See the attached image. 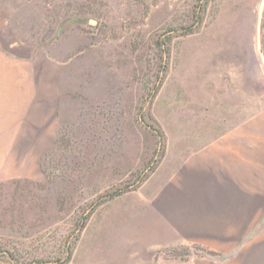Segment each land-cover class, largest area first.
Listing matches in <instances>:
<instances>
[{"label": "rangeland", "instance_id": "rangeland-1", "mask_svg": "<svg viewBox=\"0 0 264 264\" xmlns=\"http://www.w3.org/2000/svg\"><path fill=\"white\" fill-rule=\"evenodd\" d=\"M33 1L31 25L8 34L70 47L51 88L38 67L21 98L0 97V264L200 255L151 250L148 213L173 168L163 158L204 135L213 99L239 86L263 107L264 0Z\"/></svg>", "mask_w": 264, "mask_h": 264}, {"label": "crops", "instance_id": "crops-1", "mask_svg": "<svg viewBox=\"0 0 264 264\" xmlns=\"http://www.w3.org/2000/svg\"><path fill=\"white\" fill-rule=\"evenodd\" d=\"M32 4L0 0L2 98L3 92L21 98L38 82V67L48 74L50 88L53 75L63 73L53 60L68 55L67 41L55 49L51 44L39 48L8 34L18 21L31 25ZM238 87L205 107L204 135L190 134L187 150L163 158L162 165L168 161L173 168L157 190L156 218L148 213L149 224L156 223L155 232L149 231L150 248L194 245L203 251L187 261L158 257L157 264H264V105L259 97L246 99Z\"/></svg>", "mask_w": 264, "mask_h": 264}, {"label": "trees", "instance_id": "trees-1", "mask_svg": "<svg viewBox=\"0 0 264 264\" xmlns=\"http://www.w3.org/2000/svg\"><path fill=\"white\" fill-rule=\"evenodd\" d=\"M118 195H119V194H118ZM95 206H96V205H95ZM95 206H94V207H95ZM67 259H68V258H67Z\"/></svg>", "mask_w": 264, "mask_h": 264}]
</instances>
